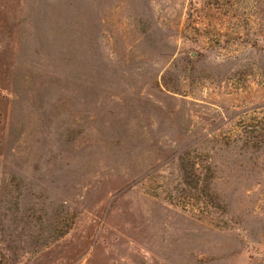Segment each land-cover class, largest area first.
<instances>
[{
	"label": "rangeland",
	"instance_id": "obj_1",
	"mask_svg": "<svg viewBox=\"0 0 264 264\" xmlns=\"http://www.w3.org/2000/svg\"><path fill=\"white\" fill-rule=\"evenodd\" d=\"M0 264H264V0H0Z\"/></svg>",
	"mask_w": 264,
	"mask_h": 264
}]
</instances>
